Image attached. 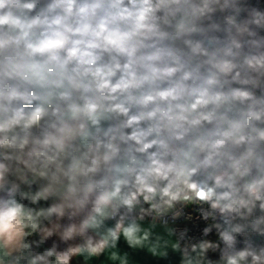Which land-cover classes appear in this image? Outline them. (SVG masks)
<instances>
[{"label":"clouds","instance_id":"clouds-1","mask_svg":"<svg viewBox=\"0 0 264 264\" xmlns=\"http://www.w3.org/2000/svg\"><path fill=\"white\" fill-rule=\"evenodd\" d=\"M0 264H264V0H0Z\"/></svg>","mask_w":264,"mask_h":264}]
</instances>
